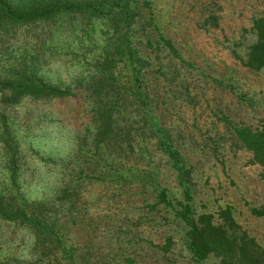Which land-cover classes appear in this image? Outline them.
<instances>
[{
    "label": "rangeland",
    "instance_id": "374dc122",
    "mask_svg": "<svg viewBox=\"0 0 264 264\" xmlns=\"http://www.w3.org/2000/svg\"><path fill=\"white\" fill-rule=\"evenodd\" d=\"M151 1L160 31L182 57L168 58L162 50L169 79L160 77L151 84L169 140L192 167L194 206L198 212H215L221 205H234L238 222L263 243L264 217L253 215L250 208L264 207V165L251 163L252 153L235 139L233 127H264V69L243 66L232 49L243 54L255 39L251 22L264 13V0ZM50 29L41 41L24 31L10 47L1 48L0 79L6 69L33 55L42 80L73 85L88 73L89 60L109 37L108 24H86L80 16L64 15ZM121 72L127 75L128 66ZM93 132L81 94L65 99L24 97L15 105H7L0 95V192L14 190L9 169L13 155L19 192L30 201H53L69 173L77 167L91 169L83 154L80 159L76 153L87 149ZM148 141L147 148L155 151ZM153 159L170 196L182 198L166 158L158 154ZM120 160L126 168L136 165L141 176L148 169L141 158ZM84 181L77 208L84 221L69 227L79 248H92L111 264H195L173 210H150L146 205L151 202L144 200L137 181L124 188L122 182ZM168 235L172 244L164 254L158 245ZM32 242L27 229L0 219L1 264L32 260ZM204 264L218 261L209 257Z\"/></svg>",
    "mask_w": 264,
    "mask_h": 264
},
{
    "label": "trees",
    "instance_id": "16d2710c",
    "mask_svg": "<svg viewBox=\"0 0 264 264\" xmlns=\"http://www.w3.org/2000/svg\"><path fill=\"white\" fill-rule=\"evenodd\" d=\"M64 15L80 16L86 24L101 20L109 25V37L89 60L88 73L73 85L50 84L38 75V57L32 55L4 71L0 95L4 103L15 105L24 97L65 99L81 94L89 106L94 132L87 149L82 153L78 149L76 156L81 159L83 154L91 169L77 167L69 173L53 201H30L18 190L15 157L10 156L14 190L0 192V219L27 229L33 236L32 260L17 264H111L92 248L74 244L69 229L84 221L78 202L84 180L92 179L122 182V188L137 181L144 200L151 202L146 205L150 210H173L195 264H204L209 257H215L218 264H264V242L238 222L234 205H221L215 212H198L194 206L192 167L169 140L151 84L160 77L169 79L162 50L168 58L182 57L173 41L160 31L152 1L0 0V49L10 47L24 31L41 41ZM250 30L255 39L243 54L234 49L232 53L243 66L259 71L264 69V13L252 19ZM124 65L128 66L125 76L121 72ZM135 116L139 120H134ZM4 131L9 132L6 124ZM233 131L239 144L252 153L251 163L264 165V127L239 125ZM148 140L153 141L155 151L145 145ZM11 147L15 154V144ZM157 153L166 158L182 198L170 196L168 186L160 181L159 165L153 159ZM123 157L141 158L147 161L148 169L141 176L136 165H123ZM250 211L264 217V207H251ZM172 239L168 235L164 244L158 245L164 254L170 252Z\"/></svg>",
    "mask_w": 264,
    "mask_h": 264
}]
</instances>
